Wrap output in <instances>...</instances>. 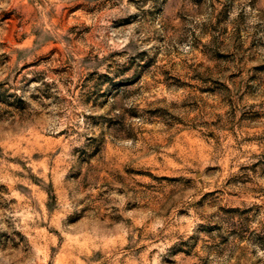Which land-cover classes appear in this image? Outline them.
Returning <instances> with one entry per match:
<instances>
[{"label": "rangeland", "instance_id": "374dc122", "mask_svg": "<svg viewBox=\"0 0 264 264\" xmlns=\"http://www.w3.org/2000/svg\"><path fill=\"white\" fill-rule=\"evenodd\" d=\"M0 264H264V0H0Z\"/></svg>", "mask_w": 264, "mask_h": 264}]
</instances>
